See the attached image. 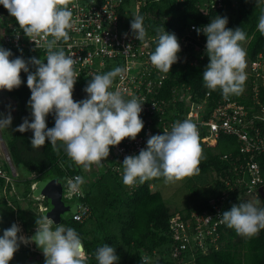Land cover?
<instances>
[{"label": "clouds", "instance_id": "1", "mask_svg": "<svg viewBox=\"0 0 264 264\" xmlns=\"http://www.w3.org/2000/svg\"><path fill=\"white\" fill-rule=\"evenodd\" d=\"M71 3L72 0H0V5L15 18L25 37L30 41L43 40L46 49L45 60L33 57L26 62L21 57L10 59L11 51L0 47V90L11 92L19 88L21 72L27 73L31 122L24 118L15 131H31L32 148L39 150L46 140L54 149L62 148L75 165L87 172L93 166H103L111 147L118 146L126 138L136 139L144 127L140 118L144 103L135 96L126 100L120 91L110 90L115 78L124 74L121 67L94 75L84 88L86 98L73 100L79 76L75 69L78 59L73 58L75 54L66 55L58 47L70 39ZM227 24L226 16H216L202 29H194L198 35L202 32L206 36L209 63L203 72L204 87L210 92L219 90L224 98L242 94L247 80V52L240 43L246 40V33L241 28L229 29ZM257 27L264 35V14ZM130 28L135 39L145 41L143 16L132 18ZM155 31L158 35L150 63L157 71L167 74L178 61L180 44L175 34L166 33L163 27ZM29 64L35 67L34 73L29 71ZM50 114H54L55 120L52 128L46 124ZM11 123L10 112L0 116V129H8ZM203 158L196 124L190 119L176 121L170 131L149 136L146 148L138 155L124 158L123 184L132 187L160 177L166 184H178L187 177L199 175ZM66 182L69 195H72L80 191L85 180L77 175ZM259 203L260 200H256L231 206L220 214L221 223L238 236L253 238L264 230V207H258ZM20 232L15 223L3 231L0 264H9L21 244L33 243L42 250L44 264H86L87 254L78 233L60 224L54 227V221L47 215L36 219L33 236L26 238L18 235ZM94 255L98 264H117L119 259L115 248L107 244L98 247ZM147 260L145 257L144 264Z\"/></svg>", "mask_w": 264, "mask_h": 264}, {"label": "trees", "instance_id": "2", "mask_svg": "<svg viewBox=\"0 0 264 264\" xmlns=\"http://www.w3.org/2000/svg\"><path fill=\"white\" fill-rule=\"evenodd\" d=\"M206 1L144 0L140 4L137 15L144 17L146 37L150 36L155 39L151 51L154 52L156 47L158 34L155 29L158 27H163L166 33L175 34L179 41L191 25L197 29H202L216 16H226L228 18L227 28H241L246 33V40L240 43L241 45L246 43L245 50L248 62L254 60L259 53H264V35H261L257 27L263 12L264 0H238L239 6L236 10L232 7L231 0H221L223 4L221 8L211 7V2L206 7ZM133 2L136 4V0H122L121 4L120 10L126 9L129 13V19L135 14ZM0 16L2 22L12 23L19 29L15 18L11 17L2 5H0ZM193 34L202 41L206 39L202 32L198 35L194 31ZM0 47L11 51L10 59L21 57L27 62L33 57L41 60L44 58L39 51L12 50L1 39ZM185 52H188V58L194 60L195 63L192 65L188 59L184 58L182 62L172 65L167 79L158 92L159 99L167 102L165 120L171 119L175 122L184 113L187 102L179 101L181 89H189L191 99L197 101H201L206 94H209V97L206 98L209 111L217 106L222 99H225L219 90L210 92L204 87L203 72L209 63L206 52L190 47L186 48ZM29 71L34 73L35 67L29 64ZM20 78L22 83L19 88L11 92L5 91V96L16 103L17 113L19 110L16 128L24 118L31 122V109L28 107L31 93L26 86L27 73L21 72ZM88 83L87 80H80L74 85L72 97L74 101L84 99L86 94L84 88ZM228 98L244 105L250 116L254 112L256 113L259 108L252 100L251 88L247 82H245L242 94L230 95ZM257 102L264 107L263 87L259 89ZM140 118L145 126L148 116L141 112ZM149 118L155 120L158 116H149ZM54 123V114L48 115L46 117L47 127H54ZM257 125L264 135V123H256ZM142 131L143 129L140 133ZM32 135L31 131L24 133L14 131L8 135L6 147L13 162L21 165L34 177L15 181L13 185H8L7 190L14 189V194L16 192L20 194L21 198L26 201L27 208L32 210L34 201L31 198L33 195L31 187L34 183L55 178L63 184L62 182L67 176H82L85 180L82 185L84 197L76 199L73 206L79 203L88 206L90 209L89 217L84 222L79 223L72 220L71 213L69 220H62L60 225L65 224L76 229L87 252L86 264H98L94 254L96 249L104 244L115 248V254L119 258L117 264H125L126 262L128 264H144L141 259L142 255L148 257L147 264H177L179 259L183 262L192 261V264H264V230H261L258 235L251 239H245L238 236L233 229L228 228L225 224L218 227L217 249L210 248L206 254H202L199 250L196 252L187 250L182 252L178 259L173 258L171 255L173 241L169 228V219L172 213L179 212L182 215H188L191 211L200 212L207 207V199L201 201L195 199L191 207L171 210L163 201L160 192L155 189L157 181L164 179L163 177L150 179L143 184L137 183L134 187L129 188L113 174L107 167V163H104L106 166L104 171L96 169L94 174L97 173L94 175L92 172H85L81 167L75 165L62 148L54 149L47 140L39 150L32 148ZM201 147L204 158L199 164V175L215 172L221 179L217 182V189L208 191V193L212 196H220L230 192L224 181H232L231 166L228 161L221 158L224 155L235 157L239 154L236 139L232 136L221 135L214 148H206L202 145ZM110 157L108 156V163L111 161ZM256 160L261 164L263 179L261 187L264 189V154L257 156ZM3 185V180L0 179V236L14 223V217L26 232L28 228H36V219L43 217V215L28 217L18 203L19 201L12 199L13 194L9 199L3 196ZM193 192L197 194L196 190ZM230 195V200L225 203L223 212L230 210L231 206L239 204L237 191L234 190ZM258 198L263 202L260 195ZM8 201L12 203L10 204ZM43 206L45 211L42 214L48 210L47 207L50 205L43 204ZM262 207H264V202ZM14 256V259L22 256L21 264H27L26 260L30 257H36L38 264H43L44 260L43 254L31 251L22 244Z\"/></svg>", "mask_w": 264, "mask_h": 264}, {"label": "built area", "instance_id": "3", "mask_svg": "<svg viewBox=\"0 0 264 264\" xmlns=\"http://www.w3.org/2000/svg\"><path fill=\"white\" fill-rule=\"evenodd\" d=\"M143 1L136 0L135 14L132 18L137 15ZM210 2L211 7H223L221 0H207L205 6L207 7ZM73 4L76 6L73 7ZM121 4L122 0H72V3L69 4L72 11V28L68 30L70 39L67 42H61L58 47L62 48L66 55L75 54L73 58L78 59V63L75 65L79 74L76 83L80 80L90 82L96 74H104L116 67H121L124 69V74L122 77L115 78L110 90L120 91L126 100L135 96L144 103L142 112L148 116V119L142 133L138 134L135 140L126 138L118 146L110 148L111 161L109 160L110 163L107 167L119 180L123 181L122 162L124 158L138 155L141 149L146 148L149 136L163 134L166 130L170 131L176 121L184 119L193 121L198 128L199 143L206 148H214L221 135L232 136L236 139L239 154L235 157L224 155L221 158L228 161L231 166L232 181H224L230 192L207 198V207L200 212L191 211L188 215L173 212L169 219L173 258L178 259L181 253L187 250L190 252L199 250L202 254H206L210 248L217 249L218 247V227L223 224L220 214L223 212L225 203L230 200L231 192L236 190L238 194L258 197V189L263 184L261 164L256 158L264 154V135L256 123H264V107L257 102L259 89L264 88V53H259L254 60L248 62L246 69V82L250 85L252 100L259 107L252 116L249 115L244 105L230 98L222 99L217 106L209 111L206 100L209 94H206L201 101H197L191 99L189 89H181L179 101L187 102L184 113L175 122L171 119L165 120L167 102L159 99L158 92L167 79L168 73H161L152 66L150 54L153 53L151 49L155 39L149 36L145 37V41L140 42L134 38L130 28L132 18H128L129 13L126 9L120 10ZM194 29L197 28L191 25L187 33L179 39L181 51L177 62H182L186 58L192 65L195 63L194 60L188 58V52H185L186 48L190 47L206 52V39L202 41L195 37ZM0 39L12 50L39 51L44 57L43 60L46 59L43 40L30 41V38L25 37L15 25L2 22L1 19ZM145 43L148 45L147 47H145ZM126 48H128L127 51ZM156 115L158 118L155 120L149 118V116ZM211 143L213 146H210ZM14 172L11 163L2 160L0 179L3 180L2 190L6 199L10 197L7 195L15 192L14 189H12L13 191L7 190L8 185H13L15 181H18ZM75 176L77 175L67 176L63 180V192L67 198L84 197L82 186L79 192L69 195L66 181ZM31 177L34 175L29 178ZM35 185L36 183L32 185V190ZM8 202L11 204V201ZM89 214L88 206L79 203L74 206L72 220L82 223L89 217ZM14 223L22 229V225L16 217H14ZM23 246L27 247V245ZM33 259L35 263H33ZM142 261L144 262V259ZM26 263L38 264L39 262L36 257H30ZM177 264H183L182 260L179 259Z\"/></svg>", "mask_w": 264, "mask_h": 264}, {"label": "rangeland", "instance_id": "4", "mask_svg": "<svg viewBox=\"0 0 264 264\" xmlns=\"http://www.w3.org/2000/svg\"><path fill=\"white\" fill-rule=\"evenodd\" d=\"M231 1H232V7L236 10L239 6V1L238 0H231ZM133 5L135 8L136 4L134 2H133ZM262 14H264V7H263ZM241 46L245 49L246 43L242 44ZM246 60H247V57H246ZM247 67H248V60H247ZM9 112L12 116L11 126L8 129H0V163L2 162V160L6 162L9 161L13 169L15 170L14 173L18 177V181H22V180L28 179L31 176V174H29L28 172H25L23 170L24 168L21 165L15 164L13 162L11 156L9 155L8 149L6 147V141H7L8 135H10V133L14 132L16 129L19 110L17 113L16 103L13 100L5 96V90H0V116H6L7 114H9ZM210 146H213L212 143L210 144ZM104 163H107L106 165H108V157L105 161H103L102 167L93 166L91 170L88 172L89 173L92 172L94 174L96 169L98 171L100 170L104 171L106 167L104 166ZM220 180L221 179L219 178V175H217L215 172H209L205 175H193L191 177H187L183 181L179 182L178 184H166L164 182V179H161L157 181L156 183L157 186H155V189L160 192L161 197L163 198V201L167 204V206L171 210H176V209L182 210V209H185V207L187 206L191 207L195 199H197L198 201H201L203 199H207L211 197L212 195L208 193V191L211 192V191L216 190L217 182ZM193 190H196L197 194H195ZM12 194L14 195L12 199L15 201L16 200L19 201L18 203L20 204L21 208L25 211L28 217H37L40 214L43 215L42 213L43 211H45L43 204H46L47 206L49 204L48 201H45L43 198L41 197L35 198L32 195L31 198L33 199L34 202L32 206L33 208L31 210L30 208H27L26 201L22 199L21 195L18 194L17 192L15 194L12 192L10 195H7V196L9 197ZM63 195H64L63 196L64 204L73 207L74 201L76 200V198H67L65 196V192H63ZM237 198H238V203L254 202L256 200H260L258 197H255L254 195L246 196V194H238ZM262 205H263V202H261L260 200L258 207H262ZM47 208L50 209L51 207L48 206ZM69 218H70V213L64 214L63 220L67 221V219L69 220ZM62 225L65 227H68L65 224H62ZM35 229L36 228H33V229L28 228V231L26 232L22 228L19 234L25 236L26 238L31 237L35 234ZM74 230L76 231V229ZM27 247L30 248L34 252H38L42 254V250L38 249L34 243L27 245ZM145 257L147 256L142 255L141 259L143 260ZM21 259H22V256H20L18 259L13 258L12 260L9 261V263L10 264H21L22 262ZM33 263H35V260L33 261ZM43 264H44V260H43ZM125 264H128V263L126 262ZM183 264H192V261L183 262Z\"/></svg>", "mask_w": 264, "mask_h": 264}, {"label": "water", "instance_id": "5", "mask_svg": "<svg viewBox=\"0 0 264 264\" xmlns=\"http://www.w3.org/2000/svg\"><path fill=\"white\" fill-rule=\"evenodd\" d=\"M258 193L264 202L263 187L258 189ZM33 197H41L48 200L51 208L43 214V217L47 215L48 218L52 219L54 221V226L61 224L65 213L74 212V206L70 209V207L66 206L63 202V187L58 179L53 178L45 181H38L33 189Z\"/></svg>", "mask_w": 264, "mask_h": 264}, {"label": "flooded vegetation", "instance_id": "6", "mask_svg": "<svg viewBox=\"0 0 264 264\" xmlns=\"http://www.w3.org/2000/svg\"><path fill=\"white\" fill-rule=\"evenodd\" d=\"M46 200V199H45ZM66 206H68V205H66ZM68 207H70V209H71V206H68ZM66 214V213H65ZM71 214V213H70Z\"/></svg>", "mask_w": 264, "mask_h": 264}, {"label": "crops", "instance_id": "7", "mask_svg": "<svg viewBox=\"0 0 264 264\" xmlns=\"http://www.w3.org/2000/svg\"><path fill=\"white\" fill-rule=\"evenodd\" d=\"M25 172H27L25 169H23ZM23 228V227H22ZM41 254V253H40Z\"/></svg>", "mask_w": 264, "mask_h": 264}]
</instances>
